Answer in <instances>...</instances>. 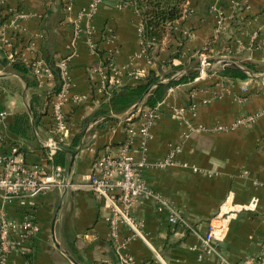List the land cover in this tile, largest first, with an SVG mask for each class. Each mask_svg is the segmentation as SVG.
I'll use <instances>...</instances> for the list:
<instances>
[{
    "label": "crops",
    "instance_id": "0c3cea01",
    "mask_svg": "<svg viewBox=\"0 0 264 264\" xmlns=\"http://www.w3.org/2000/svg\"><path fill=\"white\" fill-rule=\"evenodd\" d=\"M1 2L0 33L6 29L12 50L0 45V111L9 115L0 128L28 164L45 163L44 144L53 129L49 95L56 81L24 78L5 66L7 56L12 51L43 61L38 64H44V76L47 61L71 57L65 106L70 126L59 133L62 148L51 165L71 185L5 206L18 227L27 217L39 227L28 252L14 251L7 264H127L109 238L110 213L103 201L79 185L88 181L97 157L124 143L130 121L135 161L143 159L141 143H147L143 180L170 203L168 209L152 201L134 207L147 243L127 244L123 254L133 259L130 264H237L264 257V0H187L182 18L151 51L133 0H100L92 16L94 0H74L69 12L63 0ZM31 43L35 51L26 49ZM201 55L214 74L167 90L147 139L135 113L149 92L123 113L109 106L113 90L135 89L150 72L164 77L171 66L182 67L179 74L198 72ZM104 64L106 73H90ZM247 65L257 72L246 79L216 74L226 66L246 71ZM32 106L40 116L36 123ZM176 108L183 109L182 117ZM249 115L259 117L238 124ZM174 213L180 222L172 225ZM210 231L216 253L208 255L202 245ZM129 235L124 228L122 239Z\"/></svg>",
    "mask_w": 264,
    "mask_h": 264
},
{
    "label": "built area",
    "instance_id": "2783aa9c",
    "mask_svg": "<svg viewBox=\"0 0 264 264\" xmlns=\"http://www.w3.org/2000/svg\"><path fill=\"white\" fill-rule=\"evenodd\" d=\"M64 10L69 12L74 0H63ZM4 3H0L3 7ZM100 4V0H94L91 11L88 13L93 15ZM0 45L8 47L12 50V40L7 37L6 29L0 33ZM26 49L36 50L35 44L31 43ZM9 61L19 59L27 67L30 68L31 73L38 79L48 78L53 80V74L50 69L46 70L44 76L40 60L32 61L25 53L12 52L7 56ZM71 57H62L56 62L60 70L61 79L63 82L62 89L59 93H54L50 99V114L53 122V129L44 144L45 163L44 164H28L24 159V155L16 146H11L4 135V131L0 128V264H7L9 257L14 251L26 254L28 252L29 242L33 239L35 234L39 232V227L34 221L33 217H27L20 227L18 224L9 219L5 211V206L12 203L14 199L27 197L34 198L47 193L50 187L63 185L69 187L70 180L60 179L63 170L56 168V172L51 169L52 163L56 153L61 150V138L59 133L70 126L69 114L65 110L68 103V92L71 88ZM106 64V63H105ZM101 65L99 68L91 69L90 73L94 74L100 72L106 73L107 65ZM211 63L208 61L206 55H201L197 81H206L211 77L209 74L212 69ZM139 80L140 75L135 76ZM224 83L223 85H225ZM194 95V93H193ZM220 97L221 95L216 94ZM161 104L155 108L144 106L136 107V115L142 119L143 123L140 129L141 134L148 138V133L152 123L161 115ZM175 115L182 117L183 109H174ZM8 113L0 111V125L5 126L8 119ZM259 115H249L241 119L238 124H251L258 119ZM127 125V123H126ZM131 121L126 126L127 137L114 152L106 153L101 157H97L92 165L91 176L84 184L79 185L83 189H88L94 193L99 199L103 201L104 207L110 213L109 219V238L114 249L123 255V262L130 264L133 259L123 254L127 244L134 239H141L147 243V239L142 231V223L136 221L132 215L133 209L136 205L145 201H152L160 209H168L170 203L159 193L150 189L143 180L142 172L148 167L146 159L147 146L145 142L141 143V148L144 157L141 161H135L131 155V147L133 145V138L135 129L131 127ZM173 152L166 160L168 164L171 162ZM169 222L172 225L180 222V217L174 213ZM128 228L130 235L122 239V230ZM122 239V240H121ZM215 236L213 232H209L203 239V249L205 254L216 253ZM264 250V241L262 244ZM223 264H231L224 262ZM237 264H264V257L258 259L249 258Z\"/></svg>",
    "mask_w": 264,
    "mask_h": 264
},
{
    "label": "trees",
    "instance_id": "16d2710c",
    "mask_svg": "<svg viewBox=\"0 0 264 264\" xmlns=\"http://www.w3.org/2000/svg\"><path fill=\"white\" fill-rule=\"evenodd\" d=\"M186 2L187 0H133L134 6L142 13L144 20L143 40L149 51H151L155 45H160L168 35L172 25L182 18ZM3 10H5V8L0 7L1 15L3 14ZM3 21L4 19H2V22ZM47 62L53 74V79L56 81V87L53 89L54 92H52V94L59 93L63 85L60 70L54 61L49 60ZM167 62L165 65L169 66L170 63ZM5 66L20 73L24 78H26L28 74H31L33 78L35 77L31 73L30 68L19 59H15L11 62L7 58ZM181 69L182 67L173 68L171 66V72L164 74V77L161 75L157 76L155 72H150L147 78L143 79L140 85L135 89H124L123 91L113 90L110 101L108 102L109 106L116 114L123 113L135 103L140 102L145 94L149 92L143 106L155 108L165 99L167 90L174 86L193 82L199 75L196 71H187L186 74H179L178 72H180ZM248 72L256 73L257 70L251 65L246 66V71L236 66H226L224 69L217 70L216 74L228 79H246L250 77ZM209 74L213 75L214 71H210ZM51 95H49V98ZM31 108L34 115V123H36V119H38V117L40 118V116L37 117L33 106ZM24 119L25 122H28L27 118ZM10 129L12 132L15 131L12 127H10ZM20 137L23 138V134H20ZM58 152L50 163L55 162Z\"/></svg>",
    "mask_w": 264,
    "mask_h": 264
},
{
    "label": "rangeland",
    "instance_id": "374dc122",
    "mask_svg": "<svg viewBox=\"0 0 264 264\" xmlns=\"http://www.w3.org/2000/svg\"><path fill=\"white\" fill-rule=\"evenodd\" d=\"M210 71H212V72H213L214 70H213V69H211Z\"/></svg>",
    "mask_w": 264,
    "mask_h": 264
}]
</instances>
